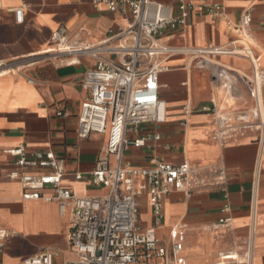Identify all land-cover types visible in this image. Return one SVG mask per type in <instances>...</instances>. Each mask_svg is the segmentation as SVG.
I'll list each match as a JSON object with an SVG mask.
<instances>
[{"label": "crops", "instance_id": "1", "mask_svg": "<svg viewBox=\"0 0 264 264\" xmlns=\"http://www.w3.org/2000/svg\"><path fill=\"white\" fill-rule=\"evenodd\" d=\"M153 1L174 6V0ZM216 1L223 5L222 13L192 12L185 27L161 38L169 50L157 57L168 67L159 76L165 121L142 125L137 136H147V144L128 147L124 156L136 167H151L156 159L194 168L192 187L172 189L164 199L165 217L157 236L166 241L170 259L174 258L172 242L178 238L188 264H245L253 231V264H264V138L259 124L264 120V83L257 95L251 94L253 66L248 58L195 53L242 38L264 71V0ZM20 7L24 20L19 24L15 10ZM248 9L252 23L243 35L236 24ZM131 22L129 9L111 11L92 0H0V228L10 233L0 251V264H19L45 249L54 252L55 264L74 258L69 239L73 205H65L62 211L57 200L24 198L20 179L9 176L18 168L16 158L6 150L52 149L64 160L62 184L74 194L101 196L109 191V186L95 184L90 176L108 135L78 136L81 105L87 96L82 81L95 63L82 47H100L105 49L100 55L118 61L120 56L107 49L120 40L110 36ZM60 26L68 28L70 43L75 45L71 52L58 48L53 40ZM212 96L225 114L242 113L253 126L236 137H219L214 114L202 110L211 104ZM110 163L115 165V155ZM224 187L233 218L232 226L225 229L214 226L225 215ZM41 193L54 192L45 187ZM139 224L143 228L154 224L147 192L140 196ZM179 224L183 225L180 234L174 235L171 230ZM226 250H233L236 258L221 263L219 253Z\"/></svg>", "mask_w": 264, "mask_h": 264}, {"label": "built area", "instance_id": "2", "mask_svg": "<svg viewBox=\"0 0 264 264\" xmlns=\"http://www.w3.org/2000/svg\"><path fill=\"white\" fill-rule=\"evenodd\" d=\"M199 1L174 0V6H166L153 0H92L95 6L105 5L111 11L129 9L132 13V22L119 27L110 36V39L120 40L117 46L107 49L120 56L118 61L100 55V51L105 50L100 47H82L84 53H91L95 63L87 69L82 81L87 96L81 105L78 136L86 138L92 132L108 135L104 152L90 172L95 184L110 187L107 193L101 196L74 194L62 184L64 160L52 149L19 146L6 150L16 158L18 168L9 176L20 179L25 189L24 198L57 200L62 211L65 205H73L69 239L74 258L64 264H188L181 256L182 244L178 238L172 242L174 258L170 259L166 241L157 236V228L165 217V197L172 189L191 188L195 180L194 168L189 163L175 165L156 159L151 167H136L125 161L124 153L130 146L147 144V136H137L142 125L165 121V104L159 97V76L168 67L162 65L157 57L169 50L161 38L169 31L185 27L192 12L217 14L223 11V5L216 0ZM15 18L17 23L23 22V7L15 10ZM251 23L252 14L248 9L243 11L236 28L247 35ZM53 40L64 51L71 52L75 47L70 43L66 26H60L54 32ZM195 53L248 58L253 66V80L249 81L251 94L257 95L264 83L259 57L242 38L229 45L196 49ZM184 109L189 108L185 106ZM202 110L214 114L218 123L217 135L222 138L243 134L254 124L242 113L225 114L214 96L211 104L204 105ZM259 124L264 138V120ZM159 138L157 134L155 139ZM111 155L116 156L114 166L110 163ZM31 168L47 170L29 172ZM219 174L223 179V171ZM81 176L80 173L77 175L78 178ZM140 177L143 180L137 184ZM45 187H50L53 195H43L41 190ZM222 191L226 199L222 208L225 215L214 226L225 229L232 226L233 218L229 214L228 191L225 187ZM144 192L149 195L154 217V224L145 228L139 224L140 196ZM256 211L257 200L254 197L251 201L253 219ZM182 227L181 224L176 225L171 231L179 235L178 230ZM9 235L6 229L0 228V251ZM253 255L254 234L251 231L245 264H253ZM235 258L233 250L219 253L221 263ZM19 264H55V254L45 249Z\"/></svg>", "mask_w": 264, "mask_h": 264}]
</instances>
